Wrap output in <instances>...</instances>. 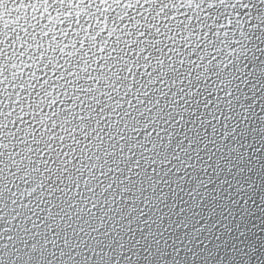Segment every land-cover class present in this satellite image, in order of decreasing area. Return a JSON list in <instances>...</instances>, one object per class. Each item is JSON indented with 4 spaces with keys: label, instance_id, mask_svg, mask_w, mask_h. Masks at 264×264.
<instances>
[{
    "label": "snow or ice",
    "instance_id": "6c2138e0",
    "mask_svg": "<svg viewBox=\"0 0 264 264\" xmlns=\"http://www.w3.org/2000/svg\"><path fill=\"white\" fill-rule=\"evenodd\" d=\"M241 200L264 216V0H0V264H231L201 237Z\"/></svg>",
    "mask_w": 264,
    "mask_h": 264
},
{
    "label": "water",
    "instance_id": "95a60500",
    "mask_svg": "<svg viewBox=\"0 0 264 264\" xmlns=\"http://www.w3.org/2000/svg\"><path fill=\"white\" fill-rule=\"evenodd\" d=\"M249 175L251 174L249 173ZM254 178L257 181L259 180V177ZM236 179H241V177H237ZM228 180L234 183L231 175L228 176ZM217 184L218 181L209 187L214 188ZM227 187L228 185L225 184L220 189V194L226 198L228 197V192L224 191V189ZM231 191L234 193V188L231 189ZM212 195H216V193L213 192ZM237 198L238 194L232 196V199ZM185 199H187V197H185ZM254 199L257 204H260L261 194L257 193ZM223 203V201H214L212 204H209V207L203 210L202 218L198 217L200 223L204 224L207 222L209 224H215L216 229L221 230V225L227 222L223 217L228 216V212L224 211L222 207H217L216 214L209 219L208 211L213 204L223 205ZM241 204H243L242 200L239 204L235 205L236 220L232 221V232L230 234L225 232L222 236V240L217 241L215 240L214 230L210 238L201 237V239H204L205 243L208 244V249L206 251L216 252L217 249L215 245L219 244V254L224 256L226 261L230 260L231 264H264V230H262L264 229V223H262V221H264V216L257 212L255 216L245 214L244 219H241V213L244 212V209L240 207ZM249 209L250 212L255 210L251 205V201H249ZM229 219H231V217H229ZM237 223L240 224L239 229L235 228V224ZM253 225H255V227H253ZM240 231H245L246 235L240 236ZM203 247L204 245L202 244L201 248ZM235 249H239V251H235ZM253 249H255V251H253ZM245 252L247 255H244ZM218 258L219 257L217 256L216 259Z\"/></svg>",
    "mask_w": 264,
    "mask_h": 264
}]
</instances>
